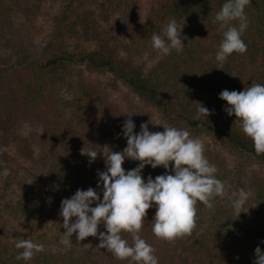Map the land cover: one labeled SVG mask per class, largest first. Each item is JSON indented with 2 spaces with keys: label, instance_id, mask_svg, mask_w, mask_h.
I'll use <instances>...</instances> for the list:
<instances>
[{
  "label": "trees",
  "instance_id": "16d2710c",
  "mask_svg": "<svg viewBox=\"0 0 264 264\" xmlns=\"http://www.w3.org/2000/svg\"><path fill=\"white\" fill-rule=\"evenodd\" d=\"M34 2L35 0H0V147L8 148L12 145V141L17 138L14 131L23 122L37 121L36 130L40 127L44 131V147L39 155L35 156L29 142L21 140L18 144L21 156L18 159L35 163L37 160L40 163L42 169L52 178L49 186L53 187V194L57 192L61 195L56 194V199L70 198L77 189L87 190L90 186L95 188L98 170H106L102 155L98 154L97 159L89 164V157L81 155L80 150L84 146L88 150H99L101 146L107 144L112 150L119 152L127 145V140L122 135L123 122L110 109L103 95L105 87L97 89L91 84L83 88L80 86L77 93L84 103L79 106H82V112L87 118L83 125H80L79 121L77 123L72 121L70 123L72 128L63 124L59 112L61 107L54 106L46 90L54 86L57 80L63 81L58 72L64 71L66 63L87 60L92 69L111 73L133 92L155 106L166 120L226 140L239 156H244L245 161H264V154H256L252 140L227 119H216L210 115L207 118L200 114L197 108H192L191 102L185 98L177 101L169 99L167 92L162 88L163 84L165 87L167 84H162L155 70L146 75L141 65L133 66L130 62L117 60L118 57L104 46L90 52L68 50L66 48L70 37L68 32L79 35L81 28L87 39L99 35L93 10L77 13V19L60 26L42 50L31 52L24 47L26 42L24 29L16 25L13 14L32 17L36 13L33 11ZM224 2L225 0H155L152 4L151 15L145 20L147 30H159L160 25H166L173 19L178 21L184 16L188 20L187 31L184 34L187 39L183 40L186 46L179 54L176 51L171 53L172 59L175 60L173 68L178 71L179 77L183 78L184 68L190 67L192 70L196 66L205 69L206 75L215 74L218 65L212 57H215L223 39V31L226 29L221 28L219 22L213 21ZM244 11L247 28L242 34V39L247 45V50L243 53L236 71L234 80L236 91H242L253 83L264 84V0H250ZM65 16L69 18V15ZM230 23L238 25V21ZM189 92L192 94V91ZM103 106L104 111L97 114V107ZM78 127L81 131L83 129L82 134L75 131ZM0 154L5 166L14 162L13 156L6 150H2ZM138 163L139 161L126 158L122 167L130 170ZM165 171L162 166L155 169L145 166L142 174L146 180L149 175L155 178ZM263 191L259 193L263 209L259 210V216L255 215L258 219L264 214ZM44 193L45 197L52 201L55 198L48 188H45ZM100 194L102 198V193ZM22 206L21 203V208ZM155 210V207L147 210L148 215L139 235L155 249L159 264H253L256 247L264 250V243H261L264 241V221L259 226L261 229L259 234L256 228L259 223L255 220V226L252 224L255 223L253 216L247 221V227L243 228L239 217L232 213L230 208L224 222L212 227H203L201 215L196 212L195 226L190 234L165 240L157 238L152 232ZM27 211L29 215L33 210ZM234 218L235 221H232ZM98 231H105L103 224L99 226ZM121 235L129 244L132 243V234L122 232ZM261 236L262 239L259 238ZM94 238L96 241L94 248H88L77 241L75 234L71 238L70 248L61 243L47 245L39 241L37 243L44 245V251L36 252L27 262L16 259L17 254L23 251L15 247L16 242L6 243L0 240V264H129L127 259L119 260L106 249L99 247V238ZM65 248L67 250H60Z\"/></svg>",
  "mask_w": 264,
  "mask_h": 264
},
{
  "label": "rangeland",
  "instance_id": "374dc122",
  "mask_svg": "<svg viewBox=\"0 0 264 264\" xmlns=\"http://www.w3.org/2000/svg\"><path fill=\"white\" fill-rule=\"evenodd\" d=\"M154 1L35 0L33 11L36 13L32 17L14 13L13 18L16 25L24 29L26 41L24 47L30 49L31 52H36L43 49L48 40L54 37V33L60 26L62 27L66 23H71L73 19H77V13L93 10L99 35L97 37L90 36V39H87L82 34L81 28H79V35L68 32L70 35L66 45L68 50L90 52L102 49L104 46L106 50L118 57L117 60L130 62L133 66L141 65L146 75L155 70L162 84H167L166 87L163 84L162 88L164 92H167L169 99L177 101L185 98L191 102L192 108L197 109L203 104L211 111L210 116L216 119H227L244 134L242 122L236 119L235 115L229 116L224 111L227 101L219 97L222 90H235L234 80L243 54L233 53L223 64L224 68H217L214 75H206L205 69H199L196 66L192 70L190 67L184 68L183 78L179 77L178 71L173 68L175 60L171 57V53L175 50L165 56L159 54L151 44L152 34L162 35L168 23L160 25L159 30H147L145 27V20L151 15L150 10ZM65 15H69V18ZM141 17L144 20L143 23ZM187 24L188 20L185 16L177 21L178 27L183 28V37L187 31ZM212 60L220 66L215 57H212ZM196 72H200V74ZM194 74L196 75L194 76ZM58 75L63 77V81L57 80L54 86L46 91L49 92L54 106L61 107L59 110L60 119L65 126L70 125L71 127L72 121L74 123L79 121L80 125L84 124L87 116L83 114L82 106H79L84 102L81 98L79 99L77 92H79L80 86L83 88L91 84L97 89L105 87L106 90H103V95L107 99L110 109L115 112L121 122L128 118L127 114L124 113L140 112L131 117L136 124L134 131L139 132L140 125L149 122L151 116L150 122L187 129L192 137L199 138L204 146V155L210 163L216 166V176L224 182L226 190V195L223 198L216 197L214 199L212 209L197 202L196 209L201 215V225L212 227L224 222L226 215L230 213V208L234 213L231 204L232 198H235L239 189L243 188L251 193L245 207V210L247 207L249 209L247 212H242L238 220L241 221L240 225L242 224V227L245 228L248 224L247 221L253 216L255 223L252 224L255 226L256 221H258L259 225L256 228L260 234L259 226L264 221V214L259 219L255 215L259 216V210L263 209L259 193L264 190V161H245L244 156H239L235 148L226 140L201 130L181 127L166 120L155 106L149 104L111 73H102L92 69L87 60L72 64L66 63L64 71L58 72ZM188 90L192 91V94ZM60 103L63 105L60 106ZM97 108V114H100L104 111L102 108L105 106ZM76 116L77 118H75ZM71 117L73 118L69 121ZM36 122L34 120L23 122L14 131L17 138L12 141V145L8 148L0 147V153L2 150H6L14 158L13 163L5 166L0 154V240L6 243L28 239L36 243L42 241L50 245L60 243L64 236L63 218L59 215L63 198L56 199V194L61 196L60 193L53 194V187L49 186L52 178L48 173L45 174L46 172L37 160L35 163L18 159L21 156L18 148L21 140L25 139L29 142L35 156H38L44 147V131L40 127L36 130ZM149 130L156 132L164 129L163 125L149 123ZM75 131L83 133V129L81 131L80 127L76 128ZM67 135L69 136L70 133L68 132ZM54 184L57 190V185ZM45 188H48L55 197L53 201L45 197ZM21 203L23 204L22 208ZM29 209L33 211L28 215L26 212ZM34 214L36 217H33ZM28 221L30 222L28 223ZM232 221H235V218ZM259 238L262 239V236ZM80 242L88 248H94L96 245L93 236H89Z\"/></svg>",
  "mask_w": 264,
  "mask_h": 264
},
{
  "label": "clouds",
  "instance_id": "9594fccd",
  "mask_svg": "<svg viewBox=\"0 0 264 264\" xmlns=\"http://www.w3.org/2000/svg\"><path fill=\"white\" fill-rule=\"evenodd\" d=\"M249 3L250 0H225L216 13L213 22H219L220 27L226 29L215 53V60L220 65L216 68H224L223 64L233 53L246 52L242 34L247 28L244 10ZM231 21H238V25ZM141 22H144L142 17ZM182 29L175 19L170 20L162 35L152 34V47L161 55H169L172 50L179 54L186 46L183 40L187 39L182 36ZM219 97L227 101L224 111L242 122V131L252 140L256 154H264V84L253 83L242 91L225 89ZM198 112L207 118L211 114L203 104L198 107ZM139 113H124L128 118L122 124V135L127 145L122 151H114L107 144L99 150H88L85 146L80 150L81 155L89 157V164L98 154L102 155L106 170H98L95 188L77 189L70 198L62 199L59 210L65 229L60 240L62 245L70 248L74 234L79 242L93 236L99 238V247L119 260L127 259L129 264H159L155 249L139 235L147 210L156 209L152 218L153 234L160 239L172 240L191 233L197 202L212 209L214 199L226 195L225 184L217 178V168L204 155L199 138L192 137L187 129L150 122L151 116L150 121L142 123L140 131L136 132L131 117ZM149 123L163 125L164 130L150 131ZM126 158L139 163L125 170L122 165ZM145 166L153 169L162 166L166 171L155 178L149 175L145 180L142 174ZM250 195L241 188L232 198V209L237 217L248 211L249 207L247 210L245 207ZM101 224L105 231H98ZM122 232L132 234L131 244L122 237ZM15 247L23 249L16 259L25 262L36 252L44 251L43 244L28 239L17 241ZM253 264H264V250L259 246L255 249Z\"/></svg>",
  "mask_w": 264,
  "mask_h": 264
}]
</instances>
